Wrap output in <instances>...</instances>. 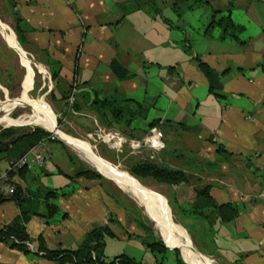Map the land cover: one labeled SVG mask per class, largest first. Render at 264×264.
Masks as SVG:
<instances>
[{
	"label": "crops",
	"instance_id": "crops-1",
	"mask_svg": "<svg viewBox=\"0 0 264 264\" xmlns=\"http://www.w3.org/2000/svg\"><path fill=\"white\" fill-rule=\"evenodd\" d=\"M146 1L12 0L10 13L20 19L25 54L31 59L29 53H34L48 68L50 61L59 67L60 95L55 99L61 113L66 103L60 101L62 95L74 91L80 108L75 113L95 123L97 114L89 109L94 100L120 106L119 122L106 109V123L110 120L109 129L129 139H141L158 127L166 137L162 152L142 149L137 156L128 152L124 160H147L155 154L156 164L198 178L192 186L208 185L217 205L238 206L240 213L232 222L216 221L209 242L227 264H264V0L234 1L230 16L243 27L238 40L222 39L221 27L201 30V24L191 21L195 16L208 21L211 11L222 18L228 0H206L205 6L186 11V26L178 22L175 0H150L154 7ZM112 61L133 77L117 79ZM198 61L220 77L221 97L210 92ZM154 120L158 124L150 127ZM25 147L16 144L0 160L6 168L27 152L29 165L14 175L16 199L0 202V229L23 212L30 253L0 242V264H61L44 257L43 250H74L90 230L103 225L115 235L105 239L107 257L148 259L141 234L125 223L124 209L100 192L107 184L75 177L79 165L68 148L49 140L28 151ZM34 155L43 158L42 165ZM192 186L170 187L181 214L194 201ZM49 192L55 194L47 196ZM49 205L56 207L52 215ZM192 217L184 214L188 225Z\"/></svg>",
	"mask_w": 264,
	"mask_h": 264
},
{
	"label": "trees",
	"instance_id": "trees-1",
	"mask_svg": "<svg viewBox=\"0 0 264 264\" xmlns=\"http://www.w3.org/2000/svg\"><path fill=\"white\" fill-rule=\"evenodd\" d=\"M235 0H228L226 5V15L222 18L215 20V15L218 13L213 11L211 21L208 24V29L214 26L221 27L223 29V34L221 36L222 39H233L238 40V35L243 31V27L240 25H236L230 14L231 9L233 8ZM189 0H175L173 6L177 7L179 4H186ZM146 5L150 7L155 6V2L147 0ZM207 3L206 0H194L192 4H188L186 9L193 10L199 4ZM14 25L13 28L14 33L16 35L17 42L20 46L23 45L24 39L22 34V28L19 26L20 19L16 17L15 14H12ZM50 68V79L54 84L53 90L50 91V97L52 100H55V89L58 87V78H59V67L55 62L50 61L49 63ZM56 66V67H55ZM111 71L113 75L119 80H126L133 77V74L130 73L126 68H124L120 63L117 61H112L110 64ZM198 68L200 71L204 73L206 78L208 79L209 83V90L212 94L216 97H221L220 94V77L215 74L206 64L198 61ZM66 100L65 109L63 114L69 112L68 110L72 111H79L80 108L76 102L72 103L71 105L68 104V96H62L60 101ZM110 108V109H109ZM89 109L94 111L97 114L98 122L102 127L105 129H109L111 127L110 120L106 123V113L105 110L108 109L110 113H115V118L117 123L119 122V115H121L122 110L120 106H117L116 103L109 101L107 99L103 100H94L91 103V108ZM12 118L15 116L11 115ZM120 118V117H119ZM58 124L60 121L58 120ZM158 122L156 120L152 121L150 124L151 126L157 125ZM20 127L14 128L9 127L5 129L0 128V160L5 157L11 147L15 146L18 143L24 144L25 150L28 151L33 147L37 146L43 140L49 141H56L58 143L63 144L61 141L57 140L56 138L51 139V133L44 131L40 128H34L28 132H20ZM70 134V133H66ZM73 136V135H72ZM64 145V144H63ZM27 153V152H26ZM25 153V154H26ZM69 159L71 160L70 156ZM129 166L127 167L128 172L139 182L144 179H151L152 181L160 184H165L169 187L179 184H185L188 186H192L193 176L186 174L185 172L177 169H172L170 167H165L156 164L155 162L149 160H139L135 162H129ZM24 170V169H23ZM21 170L19 173H21ZM75 177H84L86 179H102V177L93 170L88 169H79L75 173ZM192 192L195 196L194 201L192 204L187 206V208H181V212L183 215L186 213L188 216L203 221V234H198L199 236L194 237L196 245L193 241V244L201 250V248L207 249L208 253L212 255L213 252L215 253V247L208 237L212 236L213 232V225L216 221L221 223H230L240 213V209L238 206L232 203H225L217 205L214 203L212 198L209 195V186H192ZM54 192L47 193V196L54 195ZM17 191L12 196V200L16 199ZM157 200V199H155ZM158 201V200H157ZM161 203L160 201H158ZM173 202V201H172ZM169 203V202H168ZM169 203V207H171ZM128 206L131 208L132 205L128 203ZM50 215L51 213L56 212V207L54 205H49ZM136 219V218H132ZM175 219V218H174ZM114 220L110 219V222ZM176 221V219H175ZM27 222V216L22 212L21 215L15 218L11 223L4 226L0 229V242H5L9 245L10 248L17 249L23 253H30V251L26 247V242L29 241V236L26 231L25 224ZM180 224L178 221H176ZM181 225V224H180ZM189 234V231L186 227L181 225ZM144 231V236L140 238L143 246L145 247L146 253L148 254V259L146 261H135L134 259L128 257L125 254H120L109 258L105 255V239L106 238H114L115 235L112 230L108 227V225L97 226L90 230L84 239L82 240L81 244L74 250L68 249H58V250H43L44 257H47L51 260H57L61 264L66 262H72L73 264H165L168 260L166 257L167 253L173 254V260L175 264H185L180 257V253L177 250H171L166 248L159 237L154 236V233L151 227L144 225L143 223L139 226ZM191 230V229H190ZM191 232H193L191 230ZM196 233V232H195ZM190 235V234H189ZM197 236V235H195ZM199 237H206L204 240H200ZM204 243V245H203ZM203 246V247H202ZM202 251V250H201ZM204 252V251H202Z\"/></svg>",
	"mask_w": 264,
	"mask_h": 264
},
{
	"label": "rangeland",
	"instance_id": "rangeland-1",
	"mask_svg": "<svg viewBox=\"0 0 264 264\" xmlns=\"http://www.w3.org/2000/svg\"><path fill=\"white\" fill-rule=\"evenodd\" d=\"M7 1V0H6ZM194 0H189L186 4H179L176 7V13L178 16H181V20H179V24L184 23L186 18V7L188 4H192ZM4 0H0V110L6 109L3 113L0 114V120L5 125H0L1 129H5L6 126L12 124V126H22L20 127V132H28L34 128H40L39 126L35 124H30L28 121H20L19 118L24 113H29V108L27 106L21 105V104H7V102L12 99L13 101L19 100V101H26L31 100L39 104H43L48 108V110L54 115V123L55 127L60 133L68 138L75 139L76 141H80L86 145H90L94 148L95 151V157L98 158L102 163L106 165H110L111 167L118 168L125 170L128 172L127 167L129 166V162L126 159V154L129 152L130 154H137V152L133 151L130 148L124 147L121 152H117L115 149L110 148L111 143H107L104 141V139L98 135H100L99 129H104L101 125L95 123L93 119L79 116L75 111L68 110L69 112L63 114L61 113V105L57 103V100H52L50 97V91L53 90L54 84L50 79V69L41 64L38 59V57L34 53H29L31 56V59L26 55L18 50V42L16 39V35L14 33L13 28L15 27L13 16L10 13L12 5V0L7 1V10L5 11L3 5ZM206 3H201L199 6H205ZM172 7L173 3H172ZM10 8V9H9ZM205 10V9H204ZM208 10V9H207ZM213 14V12L211 11ZM226 13L224 14V16ZM221 15L216 14L215 20L220 19ZM194 26H200L201 30L206 29L208 26L210 20H201L199 16H195L194 20H191ZM189 20L188 22L191 23ZM205 21V22H204ZM184 22V23H182ZM203 22V23H202ZM217 27V26H216ZM240 37L242 35H239ZM12 43V46L7 43ZM23 48L27 50L26 46L23 44ZM19 53L22 57V59L19 57V55L16 54V52ZM28 54V55H29ZM40 63V64H39ZM26 75L25 81L23 83V88L26 85L27 87H30L28 91L26 88L22 92L20 85L23 80V77ZM49 86V87H48ZM50 88V90H49ZM21 91V92H20ZM55 91V97L60 95L58 87L54 90ZM68 93V92H67ZM45 94V96H44ZM66 95V94H65ZM62 95V96H65ZM75 93L72 91L68 95V104L71 105L75 102ZM9 97L8 99H5L6 97ZM72 102H71V101ZM11 105V107L8 109V107ZM15 116V118H12V116ZM58 120L60 121V124H58ZM10 126V127H12ZM17 128V127H14ZM42 129V128H40ZM81 130V132L79 131ZM159 130V128L157 127ZM44 130V129H43ZM46 131V130H44ZM117 131V130H116ZM48 132V131H47ZM99 132V133H98ZM70 133V134H66ZM53 135V134H52ZM73 135V136H72ZM54 136V135H53ZM76 137V138H75ZM56 138V137H55ZM163 142L166 143V137L165 134L163 136ZM64 144V143H63ZM66 148H68L73 156L74 160L78 163V170L81 169H88L91 171V167H89L85 162H83L81 159L78 158L75 152H73L67 145L64 144ZM165 148V147H164ZM163 149H161L159 152H162ZM142 149H146L148 151H151L147 148H140L138 151L140 152ZM83 152V151H82ZM156 152V153H159ZM151 153H155L151 151ZM101 157H100V156ZM98 156V157H97ZM132 156V155H131ZM137 156V155H136ZM141 157V155H138ZM155 154H151L147 160L159 163V161L153 160ZM138 157V158H139ZM174 169V168H172ZM178 170V169H177ZM129 173V172H128ZM186 173V172H185ZM130 174V173H129ZM189 174V173H186ZM191 175V174H189ZM130 176L140 185L145 186L151 196L158 201L162 202L164 206L166 207L168 214L176 221H178L181 225L186 227L189 231L188 232L179 224L181 230L183 233H185L188 238L191 240V243L196 244L195 240L193 239V235H196L195 232H203V228L201 227L203 225L202 220L193 219L191 218V222L188 221L189 225L185 221L184 215L177 212L178 209L174 202H172L171 198V191L170 187L165 184H160L152 181L151 179H144L139 182L137 179H135L131 174ZM100 180L102 183L107 184L106 186H101L100 192L104 195H108L110 198H114V201L124 209L126 214V220L125 223L127 227H130L132 231L141 234V237L144 236V231L139 227L141 223L144 225L151 227L154 236L159 237L154 228L152 222L144 215L143 209L140 208L136 200L132 198V196L127 195L122 189V191L118 188V186L114 185L110 180L107 178L102 177ZM198 181V178H194L192 180V183L196 185V182ZM201 187V186H200ZM112 188L114 193H111ZM116 198V200H115ZM155 200L156 202H158ZM171 203V207H169V203ZM128 203L132 205L133 208L128 206ZM132 218H136L135 220ZM174 219V220H175ZM132 223V224H131ZM199 226V228H197ZM197 228V229H196ZM193 232H191V230ZM196 239V238H195ZM193 240V241H192ZM197 241V239H196ZM199 245V244H196ZM204 245V243H203ZM193 246L204 256L209 258L213 264H227L224 260L218 258L216 256V252L212 255L206 254L210 251H208L205 248L198 249L194 244ZM203 247V246H202ZM206 252V253H205ZM166 257L168 260L165 262V264H175L173 260V254L167 253ZM190 262V261H189Z\"/></svg>",
	"mask_w": 264,
	"mask_h": 264
},
{
	"label": "bare ground",
	"instance_id": "bare-ground-1",
	"mask_svg": "<svg viewBox=\"0 0 264 264\" xmlns=\"http://www.w3.org/2000/svg\"><path fill=\"white\" fill-rule=\"evenodd\" d=\"M7 44L12 46L10 42ZM17 48L19 52L25 54L20 45ZM12 102L29 108L30 112L20 116V121H28L30 124H35L62 139L83 162L92 168L91 170L101 174L104 178H107L114 185L122 189L127 195L132 196L140 205V208L143 209L144 215L152 222L153 228L159 238H169L170 245L179 246L182 255L188 263L213 264L209 258L202 255L193 246L188 236L182 232L179 224L168 214L164 204L156 202L148 189L137 183L128 172L102 163L95 157V151L92 146L62 135L55 127L54 115L43 104L31 100L13 101L12 99H10L7 104H12ZM4 111H6V109H1L0 114ZM0 125L5 124L0 120ZM10 126H12V124L6 127Z\"/></svg>",
	"mask_w": 264,
	"mask_h": 264
},
{
	"label": "built area",
	"instance_id": "built-area-1",
	"mask_svg": "<svg viewBox=\"0 0 264 264\" xmlns=\"http://www.w3.org/2000/svg\"><path fill=\"white\" fill-rule=\"evenodd\" d=\"M98 131L100 132L98 136L102 137L105 142L111 143L110 148L115 149L117 152H121L124 147L130 148L135 152H138L140 148H147L153 152H159L165 147L162 139L163 134L156 127L150 128L143 138L137 140L129 139L114 129H99ZM53 138L55 136L52 135L51 139ZM26 156L27 154L21 156L16 161L9 162L6 168L0 167V202L11 200L15 194L16 183L14 181V175L29 167ZM34 160L39 166L43 164V158L39 155H34Z\"/></svg>",
	"mask_w": 264,
	"mask_h": 264
},
{
	"label": "water",
	"instance_id": "water-1",
	"mask_svg": "<svg viewBox=\"0 0 264 264\" xmlns=\"http://www.w3.org/2000/svg\"><path fill=\"white\" fill-rule=\"evenodd\" d=\"M25 78H26V75L23 77V80H22V82H21V85H20V88H21V90H22V88H23V83H24V81H25ZM49 90H50V88H49ZM12 127H22V126H12ZM5 128H9V127H5ZM49 133H51V132H49ZM52 134V133H51ZM56 137V136H55ZM56 139L57 140H59V141H61L62 143H64L65 145H67L62 139H60L59 137H56ZM68 147H69V145H67ZM70 148V147H69ZM71 149V148H70ZM101 177H103L101 174H99ZM119 188V187H118ZM120 189V188H119ZM121 190V189H120ZM122 191V190H121ZM139 205V204H138ZM140 206V205H139ZM160 240L162 241V243H163V245L166 247V248H168V249H171V250H177V251H179V253H180V257H181V259L183 260V262L185 263V264H190V263H188L186 260H185V258H184V256L182 255V251H181V249H180V247L179 246H177V245H170V243H169V238H166V239H163V238H160Z\"/></svg>",
	"mask_w": 264,
	"mask_h": 264
}]
</instances>
